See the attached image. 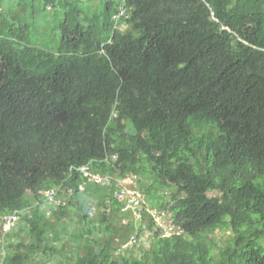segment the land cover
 <instances>
[{
    "label": "trees",
    "instance_id": "trees-1",
    "mask_svg": "<svg viewBox=\"0 0 264 264\" xmlns=\"http://www.w3.org/2000/svg\"><path fill=\"white\" fill-rule=\"evenodd\" d=\"M130 176L171 235L120 227ZM17 211L46 230L17 245L31 262L264 264V0H0V217Z\"/></svg>",
    "mask_w": 264,
    "mask_h": 264
},
{
    "label": "rangeland",
    "instance_id": "rangeland-1",
    "mask_svg": "<svg viewBox=\"0 0 264 264\" xmlns=\"http://www.w3.org/2000/svg\"><path fill=\"white\" fill-rule=\"evenodd\" d=\"M30 1V0H29ZM86 6H93L94 8L98 6V4L100 3V0H82ZM31 7V5H30ZM44 26H48V29H46ZM53 28V24L52 23H47L46 25H43V27L40 28V35H37L36 37L40 38V41L44 42V41H49L51 42L53 39V33L51 32V29ZM59 39V37H58ZM57 37H55V42L58 41ZM210 196L214 197V196H220V194L218 193H212L210 194ZM147 211L143 212L140 216V220L142 221V224L144 226V223L148 221V219H153L155 217L156 222L158 223V225H160L161 229H163L164 231V235H171L173 230L175 229L172 226V222L170 220V217L167 213L162 212L159 213L157 210H152V209H146ZM75 217V216H74ZM135 214L133 213V215L131 216V218L129 220H121V226L123 229H127L128 227H134L135 226V221L137 220V218H135ZM93 218L96 220V217L93 216ZM31 221L30 224L25 223L23 224L21 222V219L19 220L20 223L16 226L15 229V234L12 236L13 239L17 238L19 242L14 241L13 246H10L9 244H6V248L3 251V255H1V260H0V264H60L61 262V258L60 257H56L55 259L50 258L47 261H43V257H40V252H38V255L36 256L37 260H35L34 262L31 261H27L25 260V254L23 251L19 250L17 248V245H19V243L21 242H26L28 240H31V237L29 235V230L32 231V233L36 236H42L44 234H46V230L43 227V225L37 224L32 218L29 219ZM80 225V222L77 221L75 218H72V221H69L67 223V228L69 229V231H74L75 229H77ZM125 235V234H124ZM126 235H129V233L127 232ZM231 236V232H217L215 234V239H217V241H221V240H227L228 237ZM69 240H72L73 237L69 236ZM152 235H150L147 231L141 235L138 236V242L135 245H131L130 250L133 252L136 251H143V250H147L151 243H152ZM66 239V238H65ZM69 240H65V242L61 243L62 245V250L65 254H69V250H73V246L71 241L69 242ZM0 243H2V241L0 240ZM128 244V243H127ZM74 251V250H73ZM89 251V248L86 246H80L79 248V252H81L83 255H85L84 257H88L89 253L87 252Z\"/></svg>",
    "mask_w": 264,
    "mask_h": 264
},
{
    "label": "built area",
    "instance_id": "built-area-1",
    "mask_svg": "<svg viewBox=\"0 0 264 264\" xmlns=\"http://www.w3.org/2000/svg\"><path fill=\"white\" fill-rule=\"evenodd\" d=\"M126 13V9L120 8L119 16H123ZM115 158V157H114ZM85 178H87L91 182H95L100 186H108L111 184L113 178L110 176H102L99 174H93L90 172V168L88 166H83L78 169ZM134 177H127L122 180L117 181V191L115 193V197L122 203H124L125 210H130L132 214L134 213L136 217L140 218L143 212L147 211V207L144 206V201L142 195L139 193L136 188H134ZM48 199L51 202L55 201L56 192L54 190L49 191L47 193ZM154 210V209H152ZM155 211V210H154ZM155 221V217L153 218ZM20 212H14L10 215H6L4 217H0V229L3 233H8L12 229L16 228L18 223L20 222ZM174 232V230H173ZM135 243V239H132L125 247H130ZM1 255H3V251L0 252V260Z\"/></svg>",
    "mask_w": 264,
    "mask_h": 264
},
{
    "label": "clouds",
    "instance_id": "clouds-1",
    "mask_svg": "<svg viewBox=\"0 0 264 264\" xmlns=\"http://www.w3.org/2000/svg\"><path fill=\"white\" fill-rule=\"evenodd\" d=\"M120 10V9H119ZM120 13V11L114 16V18H115V20L118 22L119 21V19L120 18H122L123 16H125V14L123 15V16H119L118 18H117V16H118V14ZM121 29H125V27L123 26Z\"/></svg>",
    "mask_w": 264,
    "mask_h": 264
}]
</instances>
